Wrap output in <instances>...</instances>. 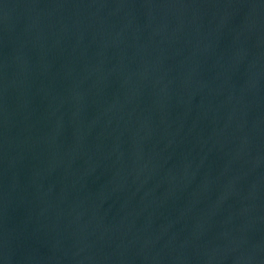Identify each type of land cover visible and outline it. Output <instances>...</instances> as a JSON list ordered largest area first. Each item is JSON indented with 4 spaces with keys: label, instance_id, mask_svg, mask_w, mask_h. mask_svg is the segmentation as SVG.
I'll return each mask as SVG.
<instances>
[{
    "label": "water",
    "instance_id": "water-1",
    "mask_svg": "<svg viewBox=\"0 0 264 264\" xmlns=\"http://www.w3.org/2000/svg\"><path fill=\"white\" fill-rule=\"evenodd\" d=\"M0 264H264V0H0Z\"/></svg>",
    "mask_w": 264,
    "mask_h": 264
}]
</instances>
